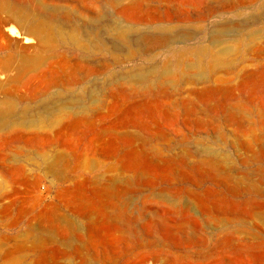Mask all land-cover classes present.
Instances as JSON below:
<instances>
[{
    "label": "rangeland",
    "instance_id": "1",
    "mask_svg": "<svg viewBox=\"0 0 264 264\" xmlns=\"http://www.w3.org/2000/svg\"><path fill=\"white\" fill-rule=\"evenodd\" d=\"M0 264H264V0H0Z\"/></svg>",
    "mask_w": 264,
    "mask_h": 264
},
{
    "label": "bare ground",
    "instance_id": "2",
    "mask_svg": "<svg viewBox=\"0 0 264 264\" xmlns=\"http://www.w3.org/2000/svg\"><path fill=\"white\" fill-rule=\"evenodd\" d=\"M154 8H156V7H154ZM196 14H198V13H196ZM125 37L127 39H129V43H131V44H134V45L144 44L145 46H147L148 49H151V48L156 47L158 45H164V44L166 45V44H169V43L176 41V40L185 39L186 35H185V32H182V34H181V31L175 32L173 28L163 26V27L153 29V30H151V32H148V33L141 35V37L135 41H132V38L127 34L125 35Z\"/></svg>",
    "mask_w": 264,
    "mask_h": 264
}]
</instances>
